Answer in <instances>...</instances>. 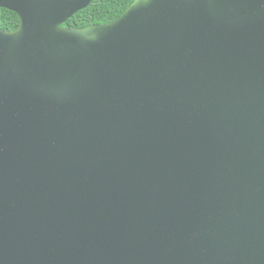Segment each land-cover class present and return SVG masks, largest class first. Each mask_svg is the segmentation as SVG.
<instances>
[{
    "label": "water",
    "instance_id": "obj_1",
    "mask_svg": "<svg viewBox=\"0 0 264 264\" xmlns=\"http://www.w3.org/2000/svg\"><path fill=\"white\" fill-rule=\"evenodd\" d=\"M0 0V264H264V0Z\"/></svg>",
    "mask_w": 264,
    "mask_h": 264
},
{
    "label": "trees",
    "instance_id": "obj_2",
    "mask_svg": "<svg viewBox=\"0 0 264 264\" xmlns=\"http://www.w3.org/2000/svg\"><path fill=\"white\" fill-rule=\"evenodd\" d=\"M136 0H95L87 8L68 19L62 27L84 28L106 25L119 19ZM21 20L16 12L0 8V27L7 32L19 29Z\"/></svg>",
    "mask_w": 264,
    "mask_h": 264
}]
</instances>
